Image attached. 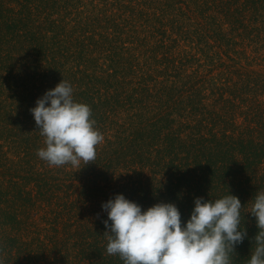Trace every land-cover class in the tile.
I'll return each instance as SVG.
<instances>
[{"label":"trees","instance_id":"1","mask_svg":"<svg viewBox=\"0 0 264 264\" xmlns=\"http://www.w3.org/2000/svg\"><path fill=\"white\" fill-rule=\"evenodd\" d=\"M96 159L50 166L30 109L61 81ZM264 192V0H0V264H124L102 205L241 202L248 264ZM111 221H109V224Z\"/></svg>","mask_w":264,"mask_h":264},{"label":"clouds","instance_id":"2","mask_svg":"<svg viewBox=\"0 0 264 264\" xmlns=\"http://www.w3.org/2000/svg\"><path fill=\"white\" fill-rule=\"evenodd\" d=\"M46 147L37 155L50 166L78 167L96 159L103 135L94 127L91 108L75 102L73 89L61 81L30 109ZM190 219L181 223L173 203H158L146 211L122 194L102 205L108 220L106 251L124 264H230L229 254L247 235L241 230L242 208L233 195L215 201L197 198ZM250 213L259 229L248 264H264V192L255 197ZM109 221L111 223L109 224Z\"/></svg>","mask_w":264,"mask_h":264}]
</instances>
